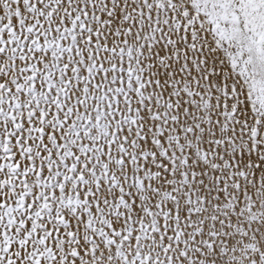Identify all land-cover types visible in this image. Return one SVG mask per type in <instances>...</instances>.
I'll return each mask as SVG.
<instances>
[{
	"label": "snow or ice",
	"instance_id": "1",
	"mask_svg": "<svg viewBox=\"0 0 264 264\" xmlns=\"http://www.w3.org/2000/svg\"><path fill=\"white\" fill-rule=\"evenodd\" d=\"M0 264H264V0H0Z\"/></svg>",
	"mask_w": 264,
	"mask_h": 264
}]
</instances>
